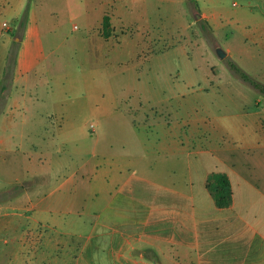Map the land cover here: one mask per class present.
I'll use <instances>...</instances> for the list:
<instances>
[{
	"label": "rangeland",
	"instance_id": "1",
	"mask_svg": "<svg viewBox=\"0 0 264 264\" xmlns=\"http://www.w3.org/2000/svg\"><path fill=\"white\" fill-rule=\"evenodd\" d=\"M2 22L13 28L0 41V49L4 41L10 49L8 62L14 54L41 59L44 43L48 126L24 139L25 155L0 148V190L21 194L22 185L8 182L9 175H22L17 154L28 160L38 150L45 153L41 174L54 175L43 192L70 175L97 169L107 175L117 167L146 201L155 197L156 182L178 188L191 182L188 192L192 186L198 197L203 189L211 203L202 215H233L237 223L219 247L238 244L248 260L264 264V93L230 66L264 84V0H0ZM215 170L226 171L236 186L232 210L217 207L203 185ZM139 175L155 183L141 188ZM11 195L0 197V214L21 212L5 208ZM123 195L115 194V203ZM108 199L88 198L80 213L67 203L61 212L17 216L18 233L1 234L0 264H77L83 252L89 264H113L103 243L86 246L92 226L104 222ZM159 245L162 264H190V258L177 261L170 244ZM191 253L197 264L196 250Z\"/></svg>",
	"mask_w": 264,
	"mask_h": 264
},
{
	"label": "crops",
	"instance_id": "2",
	"mask_svg": "<svg viewBox=\"0 0 264 264\" xmlns=\"http://www.w3.org/2000/svg\"><path fill=\"white\" fill-rule=\"evenodd\" d=\"M5 22L9 25L7 21ZM5 31L13 34V28L9 26L5 30L2 22L0 41L5 37ZM259 35L264 41V25L260 28ZM3 45L6 49H0V102L2 101L0 148L10 153L22 152V155H25L28 150L23 147L24 139L30 138V133L34 131H45L48 126L45 120L46 113L42 108L46 96L42 90H45L46 79L42 76L44 71L41 69L47 55L44 43H41L39 46L41 59L29 61L26 56L25 58L17 57L11 67L7 59L10 49L6 46V41ZM6 70L9 74L4 81ZM36 154H38L37 157L28 158V160L18 159L17 154L15 163L19 169L22 168V175H9L8 182L22 185L21 194L11 195V189L8 186L0 190V197L11 195L6 198L8 203L5 208L21 209L20 213L5 211L0 214V237L7 228L15 234L18 233L20 221L17 216L27 215L29 211L39 214L61 212V207L67 203L72 205L73 212L80 213L84 210L88 198L101 194L109 198L108 204L105 205L104 222H98L92 226L87 235L86 246L89 249L90 246L99 247L103 243L104 248L106 246L108 249L113 264H162L157 254L160 248L159 241H165L173 247L178 254L175 258L177 261L183 257L190 258L186 262L194 264L191 251L195 249L197 264H257L254 259L248 260L250 254L241 252L238 244L230 243L233 246L219 247L218 243H223L225 236H234L233 228L237 227V223H233V215H222L217 218L202 215V210H205L208 205L211 206V203L203 189L199 190L201 197L193 194L191 182H186L184 187L178 188L175 182L167 186L152 182L145 176H136L137 186L143 188L144 182H148L155 183L158 187L155 197L151 201H146L143 191L134 190L129 177L117 167L109 170L107 175H99L98 169L96 175H70L43 192L41 190L49 184L54 175L41 174L44 162L39 155L45 153L38 150ZM85 166L86 162L78 169ZM57 170L56 167L53 171ZM211 172L213 171L208 172L204 178L205 188L207 177ZM229 176L234 199L231 206L221 208L225 210H232L237 204L236 186L231 175ZM66 184L67 187L60 192ZM188 185H192L190 192L187 190ZM206 190L211 196L207 188ZM118 193L126 195L119 199L120 202L115 203L114 195ZM134 193L136 196L132 198L129 194ZM203 194L204 198H202ZM128 196L135 202H130L127 199ZM100 224L105 228L103 231H98ZM252 225L246 224L249 229H254L255 226ZM60 227L63 225H59ZM55 228L61 233H73L59 229L57 225ZM235 234L239 235V233ZM18 238L24 241L25 235L19 234ZM240 239H242L241 235L234 238L238 243ZM243 255L245 257L242 259ZM86 258L83 252L80 256L82 261L77 264L82 262L89 264Z\"/></svg>",
	"mask_w": 264,
	"mask_h": 264
},
{
	"label": "trees",
	"instance_id": "3",
	"mask_svg": "<svg viewBox=\"0 0 264 264\" xmlns=\"http://www.w3.org/2000/svg\"><path fill=\"white\" fill-rule=\"evenodd\" d=\"M103 27H104V33L105 37L110 36V17L109 15H104L103 18ZM11 53V52H10ZM12 58V57H11ZM16 59V55L14 54V60L9 62V66H13ZM230 66L247 82H249L252 86L260 90L264 93V84L260 81H257L256 79L250 77L246 72L242 71V69L235 64L234 62L230 63ZM9 72L5 71V78L4 81L7 80V75ZM206 188L210 192L211 196L214 199V202L217 207L219 208H226L233 204L234 199V193H233V187L232 182L230 179V176L225 171H213L211 172L206 180Z\"/></svg>",
	"mask_w": 264,
	"mask_h": 264
},
{
	"label": "water",
	"instance_id": "4",
	"mask_svg": "<svg viewBox=\"0 0 264 264\" xmlns=\"http://www.w3.org/2000/svg\"><path fill=\"white\" fill-rule=\"evenodd\" d=\"M217 53L220 57H225L227 55V52L222 47H217Z\"/></svg>",
	"mask_w": 264,
	"mask_h": 264
},
{
	"label": "built area",
	"instance_id": "5",
	"mask_svg": "<svg viewBox=\"0 0 264 264\" xmlns=\"http://www.w3.org/2000/svg\"><path fill=\"white\" fill-rule=\"evenodd\" d=\"M4 25H7V23H6V22H4Z\"/></svg>",
	"mask_w": 264,
	"mask_h": 264
}]
</instances>
